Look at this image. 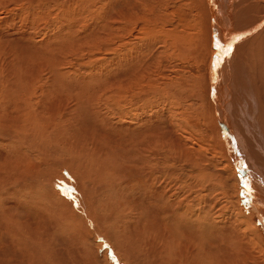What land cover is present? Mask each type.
Returning <instances> with one entry per match:
<instances>
[{
	"label": "bare ground",
	"instance_id": "bare-ground-1",
	"mask_svg": "<svg viewBox=\"0 0 264 264\" xmlns=\"http://www.w3.org/2000/svg\"><path fill=\"white\" fill-rule=\"evenodd\" d=\"M40 1L48 0H27V2L30 3V9H27L29 11L28 16L34 13V8L36 7L35 3L38 2L40 4ZM62 1L60 0L59 4L61 3L65 6L66 0ZM81 1L75 0L78 6H80V4L81 6L83 5V10H87V8L94 6V3L91 1L100 2V5L97 3V7L99 6L101 8L100 10H103V13L106 11V7L110 5V2H106L105 0ZM164 1L166 4L162 7L163 1L160 5L158 0H133L132 2L128 0V5L124 3L119 4V6L117 5L114 13L109 16V20H102L100 24H97V26L99 25L102 27L103 35L107 34L106 38L101 36L104 41L107 39L108 43L107 36L109 37L113 34V36L117 38H115L117 40L115 44L116 51L121 48L127 49L125 57L115 62L117 67L126 62V64L122 66H126V69L121 76L118 75L119 77H116L113 83L109 81V77L103 78V75H100L101 77L98 76L99 84L97 87H101L102 92L108 89L110 93H113V96H115V101L113 103V108L115 109L114 121L99 123V125L106 123L108 128L113 130L114 136L109 138V140H113V143L111 142L112 148L116 149L119 157H121L115 160L113 163L114 166L110 168H107L108 166H106V168L104 166H99L100 164L98 162L100 161H98L95 162L99 168L98 171L87 170L86 167H80L73 161V152L71 154L73 157L70 161H67L69 158V151L65 149L66 147L74 150L75 148L77 149V145H79L74 140L76 138L70 140L64 136V133L70 129L75 120V117H69L72 113L69 110L76 108L79 103L78 99L82 96V94L80 95V88L84 85L83 79L87 76L90 81H93V77L95 76L91 74L82 77L81 74L74 73L70 70L59 73V70L55 66L50 68L49 64H45L43 60L38 58L36 62H38L39 65L35 63L38 67L34 65L37 67L36 69L33 70L29 67L32 72L30 69L29 72L26 69L25 75L23 71L24 73L21 74L22 80H19L20 76L17 77V79L19 78L18 81L23 84V87H18L17 84L16 87L21 89L17 91L11 90L7 88L5 84L7 82L3 83V78L5 76L6 79L8 70L4 65L8 64L10 69V65L13 62L11 57L15 58V56H12V44L7 41L2 42L4 50L3 53L0 54V155L3 156L5 151L2 147L4 146V142H7L9 140L8 137L12 136L10 144H12V147L17 146L14 150L19 149L18 152L20 153V157L18 159H12V156H9L10 159L14 160L10 161L6 160L8 156L5 155L0 162V164H10L7 168H0V193L6 192L5 195H1L3 198H0V220L3 218L8 221H5L7 226L8 224L9 226L12 225L13 228L10 230L11 234L17 232V224L19 222L18 229L21 238L17 236L18 233L15 235L20 239H16L17 248L21 249L20 244L24 247L27 245V248H30L28 245L32 244V246H35L36 244L38 247H42L43 250L45 249L44 247H55V249H57L56 247L58 246H53L52 242H43V235L48 232V235L51 234L52 237L56 238V234L58 235L59 233L61 236L63 234L65 235V233H72L69 235L78 237L77 242L79 243L75 242L77 243V250H80L78 251L83 254L84 259L86 258L87 260L91 258L92 261L89 263L93 262V264H101V262H104L103 264H112V262L108 261L107 250L104 251L103 255H98V250H101V246L104 243L110 245L112 251L115 252L117 260L124 264H264V255L262 253L264 252V244L261 241V231L264 232V189H261V187L260 191L257 189V186L264 185V183H262V181H264V155L255 156L254 154L256 153L253 151V149H256L264 153V126L261 124L262 121L260 120L261 117H264V29L260 27L261 23L264 22V0H214V3H209V0H186L185 3H181V5H185L187 10L190 11V15L193 18V24H191L192 26L190 25L191 27H184V24L180 21V15L176 14V10H180V0ZM53 2L58 4L55 0H53ZM84 2H86V5H84ZM133 6L137 8L135 7V9H133ZM46 7H48V5ZM182 7L183 6H181V8ZM78 8L79 7H77V9ZM254 9L256 12L253 15L252 12ZM65 11L62 15H66L67 12ZM13 13L14 12L10 15L0 16V25L8 24L13 21L16 16V14L12 15ZM47 16L46 14L45 17ZM31 17H33V14ZM75 18L78 17L76 16ZM240 18L244 20L243 23L245 24H240ZM25 28H27V26H24L21 32H16V36L21 39V49L28 48H22V43H30L27 39L33 36L32 33ZM69 28L71 27L69 26ZM188 28L191 29L189 30ZM253 28H255V31H253ZM39 30L42 31L41 29ZM59 31L61 34L62 31ZM70 31L72 35L66 44L64 42L66 45L65 47L57 44L58 41L56 42L55 40V44L57 45L52 46L56 54H60L62 50L66 52V50L72 46L74 47L78 42L77 40L83 36V31L81 32V30L77 32ZM104 31L106 33H104ZM233 32H249L251 34L244 37L239 42L235 55L221 67L216 82L213 83L212 76L208 78V61L212 54L210 48L211 35L213 33L227 34ZM9 33H12L11 29H0V41L5 37V34ZM126 34L129 36L128 38L127 36L125 37ZM68 38L69 36L67 39ZM52 39H54V37ZM161 39L165 41L164 43L166 45L164 52H167L171 57L170 60H173V57H177L179 58L178 60L183 58V61L188 60L189 63L192 62V65H205L204 73L199 76L202 95L199 97L200 102L194 112L196 113L195 116L198 115V120L200 121L201 127L204 129V133H206L207 130L211 133L209 140L210 144L208 146L210 150H212V153L206 161L202 158V155L197 153L199 149L198 144L195 143V145L188 142L190 146L189 144H180V162H177L179 159L177 155L172 152L174 142L171 141L170 145L164 144V137L162 134H159L158 130V132L154 131L152 134L149 124L146 122L147 117L144 116L151 109V105L158 100H155V102L152 101L154 102L153 104L147 103V97L149 98V94H151L147 92L149 90H141V87L135 89L133 87L134 81L139 77L138 74L132 78L131 82H124L122 79L123 76H127L126 74L131 71L133 72L132 69L135 67L134 65H136L133 61L140 58L142 47L147 45V42H158V40L160 41ZM103 40L99 42L105 46ZM30 44L32 46V43ZM44 44H42V46ZM156 44L157 43H155L154 46H156ZM33 48L36 49L35 47ZM145 50L143 51L147 52ZM37 52L38 51L35 50L33 54L36 55ZM161 52L162 51H160V53ZM152 53L155 54L154 52ZM153 54L150 55L149 59H151ZM32 58L33 56L28 59L34 62ZM112 58L115 59V57ZM22 60L23 58H21V61ZM157 63L158 62H156V64ZM132 66L134 67L128 71L129 67ZM139 66L140 65H138V68ZM158 67H156V69H158ZM135 68H137V65ZM126 70L128 72H126ZM57 71L58 76L61 74L62 77L65 76L67 78L68 81L64 82H69L68 86L67 84L63 86L62 80L65 78L63 77L64 79L61 80L60 75L59 78H53L54 80L57 79V81H60V85L62 86L53 89L56 83H54L51 77L56 76ZM182 73L179 74L180 76H173L170 79L167 78L169 82H171L169 85H171L174 91L180 92L182 88L187 90L190 85L186 83L188 87H184L185 84L181 82L179 86V79H182L184 82H189V80L185 81V78H183L185 75H182ZM11 74L12 73L7 76H12ZM17 74H19V72H17ZM142 76L144 77V74ZM236 76L241 81V85H239V80ZM159 77H161V75H159ZM42 78L49 79L43 80ZM7 80L10 81L8 78ZM11 80H14V78ZM146 81L147 80H145V83ZM190 82H192V80ZM169 85L165 88L168 89ZM150 87L155 88L156 84H152ZM192 87L194 89L195 86L192 85L191 88ZM90 88L91 86L84 85L83 94H87ZM148 88L149 87H147V89ZM159 89L162 90L161 88ZM60 92L64 93V95H60ZM152 97L154 98V96ZM149 100L151 101V97ZM169 101H173V103L176 102L175 99H167V103ZM15 102L17 106L24 111L19 113ZM90 102V100H87V106ZM56 105H59V108H55ZM40 109L43 110L44 116L48 112H54V110H62V112L54 113L53 117L59 120L50 119L49 121H52L51 123L54 124L51 126L45 124L43 121H39ZM124 111L127 112L125 113ZM122 112L125 113V117L119 120L118 117L121 116ZM61 113L62 115H60ZM60 116L62 117L60 118ZM124 118H126L127 121ZM246 121H248V123ZM105 131L106 129L103 127L99 132L104 133ZM132 137L137 138V142L134 143L133 149L132 145L129 146L125 142L126 139ZM233 141L235 142V151H233L232 148ZM87 144V149L91 148L92 153H94L95 142L89 141ZM136 145H138V148ZM12 147L10 146L11 149ZM123 147L128 151L129 155H125ZM188 148L193 149V156L189 154V150L191 149ZM44 150H46V153L48 152L49 155V150L52 151L53 155L55 152L59 153L61 156V159H58L60 163L56 162V159H53V161L55 160L54 165H56V167L59 165L60 168H58L63 169L60 170L61 173L60 171L58 172V169L56 171L57 175H52L51 173L54 170L49 172L50 174L47 172L48 170H46L49 175H44V172L38 167L41 160L38 161L39 163H36L38 166L37 170H35L36 165L33 163V159L38 158L39 155L41 156L40 152L43 151V153H45ZM53 150L55 151L53 152ZM216 151L219 155H216ZM89 152L91 153V151ZM58 153L56 156H59ZM129 157L132 160H136V163H133L130 167L123 166V161ZM50 158L51 157H49V159ZM44 159L45 163H49L46 162L47 158ZM49 159L47 161L53 163V161ZM86 159H88V156ZM107 161H105V163H107ZM241 161L248 167L249 179L253 176L252 174L255 173L254 175L256 178L254 181H258H253V183L250 181L252 188L250 205H256V207L254 206L255 208H253L254 211L257 212L251 215H247L242 211L239 203L240 191L236 190L239 179L237 168L240 166ZM45 163H43V165ZM108 163L110 162L108 161ZM48 166L50 165L48 164ZM51 167L52 165L49 168L51 169ZM54 169L56 170V168ZM38 170H40V172H38ZM41 173L43 174L41 175L42 177L39 175ZM27 176H30V178H37L41 182V186L37 188L38 192H34V195H36L39 194L40 191L43 196L41 202L35 201L32 194H30V196L33 201L29 200L30 198L27 199L25 195V198L22 197L23 199H21L20 196L17 202L8 201L10 194H8L7 197L6 194L8 190L6 187H10L12 182L16 183L18 179H20V182H23L24 178ZM58 182H63L64 187L74 188L76 190L75 195L78 198L77 202L80 204L79 211L72 207L69 200L60 195V192L56 188ZM29 186L30 185H28V187ZM215 187H218L223 194L226 193V198L228 197L227 200L224 198L226 203L219 206L216 211L215 209L213 210V208L209 209L210 207H208L207 204L209 195L213 191L217 192V189H214ZM22 192L24 193V191L21 190V194L23 195ZM214 192L212 194H214ZM221 194L219 193V195ZM30 196L28 195V197ZM215 196H218L217 193L214 197ZM214 199L209 200L214 203ZM16 203H19L20 209ZM230 205H233V209L228 208ZM17 211H19V213ZM17 215H19V218L22 220L14 222L15 219H18ZM255 216L261 222L259 227L255 224ZM50 224L52 228L48 230L50 229L48 225L51 227ZM240 227H245L244 229H247L253 238L251 241H255L259 244L257 248L263 255V258L259 259L258 256H261L260 252L256 257L253 256L254 252L247 251L245 245L250 241V238H248L249 235H247L249 234L248 231L246 234V240H248L247 244L246 240L242 238L239 239L241 242L237 243H232L233 241L231 242L230 239L227 238L229 235L234 238L238 237L231 234V232H234L233 230L237 231ZM28 229L30 234L27 232ZM60 235L59 237H61ZM64 235L61 237L62 239H64ZM12 237L16 238L13 235ZM92 238L96 240L94 244H92L90 240ZM204 238L208 239V241L206 242ZM89 240L91 244H89ZM18 241L20 244H18ZM61 245L63 247L64 243ZM247 247L250 246L248 245ZM42 248H40L41 253ZM34 249L33 251L31 250L33 253H36V250L39 251L38 249ZM27 251L29 250L27 249ZM49 252L51 253V251ZM59 253L60 251H58V255ZM38 254L39 256L41 255L40 252ZM82 254L79 255L81 258ZM30 255L33 257L32 254ZM42 255H44V252ZM60 255L62 256V254ZM77 255L76 252L75 256ZM87 255L90 256L88 257ZM61 256H56L57 260ZM36 257H38V255ZM37 259L40 258H36V260ZM53 259L56 260L54 257ZM76 259L75 261L77 262ZM86 260L84 261L88 264ZM79 261L81 264L84 262L82 259ZM85 262L83 264H85ZM46 264H48V262Z\"/></svg>",
	"mask_w": 264,
	"mask_h": 264
},
{
	"label": "rangeland",
	"instance_id": "rangeland-1",
	"mask_svg": "<svg viewBox=\"0 0 264 264\" xmlns=\"http://www.w3.org/2000/svg\"><path fill=\"white\" fill-rule=\"evenodd\" d=\"M55 1H57L58 4L57 3L55 4V2H53V0L42 1V2H45V3H42L40 1V4L38 2H36L35 3L36 4V7H35L36 9L34 8L35 11H34V13H32L33 14V17H31L32 14H30L28 16V12L29 11L27 9H30V3L27 2V0H0V16L10 15L12 12H14L12 15H15L16 14L15 19L13 21L9 22L8 24H2V25H0V29H6L7 28V29H11L12 30V33L5 34V37L2 39V41H0V54H2L3 53V50H4V46H3V43L2 42L3 41H7V42H10L12 44V51L11 52L13 54L12 56L13 57L15 56V58H12L11 57V60H13L14 64H13V62L11 64L13 66H11L9 64L10 67H11L10 69L8 67V64L7 65L6 64L4 65V67L6 69H8L7 70V73L8 74L6 73V79H5V76H4L3 83L7 82L5 84L7 85V88H10L11 90L12 89L15 90V91L20 90L21 88H18V87H23L22 86L23 84L20 81H18L19 78L17 79V77L20 76V79L19 80H22L21 79V74L25 72L24 73V75H25L26 74V69H27L28 72H29V69H30L29 67H31V69H33V70L36 69L38 67L37 65H39V63L36 62V60L38 58L41 59V60H43L45 62V64H49V67L50 68H53L55 66L59 70V73L60 72H63V71H66V70H68V71L70 70V71H72L74 73L81 74L82 77H85L86 75H91V74H92V76L94 75L95 77H93V78H94L95 81L94 80L93 81H90V79L87 78V76H86V78L83 79V84L84 85L91 86V88L87 91V94H83L84 93V90H83L84 85L81 86L82 90L80 88V95L82 94V96L78 99V102L79 103H78V105H77L76 108H73V109H70L69 110V111L72 112L69 115V117L73 116V117H75V120L73 121L70 129L67 132L64 131L65 132L64 133V136L67 139H70V140H73L74 138H76V139H74L75 142L77 144L81 145V146L77 145V149L75 148L74 150L72 148L71 149H68V148L65 147V149H67L69 151L68 152L69 158H68L67 161H70L71 160V158L73 157V155H71V154L73 152L74 153L73 161L76 162L80 167H86L87 170L98 171L99 168L95 164V162H98V161H100V162H98L100 164L99 166H104L105 168H106V166H108L107 168L113 167L114 166L113 163L115 162V160H118V159L121 158V157H119L117 150L112 148L113 140H109V138H111V137L114 136V132H113V130L111 128H108V126L106 125V123H103L102 125H99V123H101V122H108V121L109 122H113L114 121V119H115V109L113 108V103L115 101V96H113V93H110V90H108V89L102 92L101 91V87H97V85L99 84V79L98 78L101 77L102 75H103V78L104 77H109V81H111V83H113L114 82V79L116 77L121 76V74L125 71L126 66H124V67H122V66L124 64H126V62L125 63H122L121 65H119L118 66L119 68H118L115 65V63H113V59L114 58H111V59L109 58V54H114L115 51H116V45L115 44H116V41H117L116 39L117 38H116V36L114 37L113 34H112V36H109V37L107 36L108 43H107V39L104 41L103 40V37L106 38V35L107 34L106 35H103L102 29H101L102 27H100L99 25L97 26V24H100L102 20H109V16L114 13L117 5L119 6V4H122V3H124L125 5H128L129 2H128V0H105L106 2H110V5L106 7L107 9L103 13V10H100L101 8L99 6L97 7V3H99V5H100V2L91 1V2L94 3L93 4L94 6H91L90 7L91 9L90 8H87V10L84 9L85 10L84 11L82 9V8H84L83 5L81 6V4L79 3L80 6H78L76 4L75 0H66V1L64 0L65 3H66V4H64L65 6H63L61 3H60L61 5L59 4L60 0H55ZM132 1L133 0H131V2ZM158 1L160 2V5H161V3L163 1L162 7L165 6L166 2L164 0H162V1L161 0H158ZM185 1L186 0H184V1L183 0H180V10L178 11V9H177L176 10V14L180 15V21H181V23L184 24V27L185 26L187 27V26H190L191 24H193V21H192L193 18L190 15V11L187 10L186 6L185 5H181V3H185ZM81 2H83V1H81ZM62 3H63V1H62ZM72 3H73V5H72ZM43 4H44L45 7L43 6ZM67 4H68L69 7L67 6ZM47 5H48V7H46ZM84 5H86V2H84ZM6 6H7V8H6ZM181 6H183L184 8L183 7L181 8ZM67 7H68V9H67ZM77 7H79L80 9L79 8L77 9ZM133 7H134L133 9H135L136 6H133ZM47 10L50 12V14H49V12ZM60 10H61V12H60ZM65 10H67V11H65ZM64 11L67 12L66 15H62V13H64ZM177 11H178V13H177ZM100 12H102V13H100ZM255 12L256 11L254 9V11L252 12L253 15L255 14ZM74 13H75V15H74ZM46 14L48 15L47 17H45ZM61 16H63V17H61ZM76 16L78 18H75ZM41 17H43V18H41ZM33 18H34V20H33ZM33 21H34V23H33ZM243 22H244V20L240 18V24L241 23H242V25L245 24ZM69 24H71L72 26L69 25ZM66 25H67V27H66ZM92 25H93V27H92ZM24 26H27V28H25V29L29 30L32 33V35H33V36H31V38H28L27 41H29L30 43H32V46L35 47L36 49H34L31 46L30 43H22V45H23L22 48H25V47H28V48L21 49V39H20V37H17L16 36V32L17 31L18 32H21V30H22V28H24ZM69 26L71 28H69ZM63 27H65V28H63ZM39 29H41L42 31H40ZM43 29H45V30H43ZM77 29L81 30V32L83 31L82 32L83 36L77 40L78 42L74 45V47L72 46L71 48H69L68 50H66V52L64 50H62V52H60V54H56L53 51V48H54L53 46L54 45L56 46L57 44H59L60 46L62 45V47H65L66 46L65 45L66 42L71 38V35H72V32L70 30L76 31ZM188 29L190 30L191 28H188ZM59 30L62 31L61 34L59 33L60 32ZM79 30H77V31H79ZM100 31H101V34H100ZM64 33H66V34H64ZM104 33H106V32L104 31ZM127 34L125 35V37L127 36ZM68 36H69V38L67 39ZM101 36H103V37H101ZM53 37H54V39H52ZM56 37H58V38H56ZM128 37L129 36H127V38ZM55 40H56V42L58 41L57 44H55L56 43ZM102 40H103V42H105V46L102 45V43L100 44V42ZM137 40H139V39H137ZM37 42L40 44V46H39V44ZM46 42H47V44H46ZM64 42H65V44H64ZM109 42H110V44H109ZM164 42H165L164 39H161L160 41L158 40V42L157 41H154V42H151V43L150 42H147V45H145V46L142 47L143 48L142 49V54L141 55L139 54L140 55L139 56L140 58L138 60L134 58L135 60L133 62H134V64L137 65V68H135L136 65H134L135 67L132 66V67H129V69H128V71H129L131 68L134 67L132 69L134 73L132 71L130 73H128V74L125 73L127 76H123L122 79H123L124 82H126V81L131 82L132 81V78L135 77L136 74H138L139 77H137L138 79L136 78V80L134 81L133 87L135 89L137 87H138L137 89H139L141 87V90L146 89V90H149L147 92H149L151 94H153V93L155 94V95L154 94L153 95L149 94L150 95L149 98L151 97V101L147 97V103L149 102V103L153 104L155 102V100L156 101L157 100L159 101L161 99L160 100L161 102L159 101V103H158V101H157V102L154 103L155 105L154 104L151 105L152 106L151 109L149 111L147 109L148 112L147 113L145 112L146 114L144 116L147 117L146 118V120H147L146 122L149 124V128H150V131H151L152 134H153L154 131H157L158 130L159 131V134H162V136L164 137V141H165V142H163L164 144L170 145V142L171 141L174 142V146H172V152L175 155H177V157L179 159V160H177V162H180V154H179L180 153V146L183 145V144L188 145L189 143H193V144L196 143V144H198L199 149L197 150V153H199L200 155H202V158H204L205 161H206V159L212 153L211 152L212 150H210V148L208 146L210 144L209 143V140H210L211 133L209 132V130H207V132L204 133V129L201 127L200 121L198 120V115H196L197 116L196 117L195 116L196 113L194 112L196 110L199 102H200L199 101V97H200V95H202V92H201L202 91L201 90V83H200L199 76H200V74L204 73V71H205V65H202V64H199L197 66L196 65H192V62L189 63L188 60L183 61V58H180V60H178L179 58H177V57L176 58L173 57V60H170L171 57L167 54V52H164L165 51L164 50L165 49V45H166ZM153 43L154 44L157 43L156 46H154ZM42 44H44V45L42 46ZM144 47H145L146 50L144 49ZM146 47H148V48H146ZM149 48H150V50H149ZM35 50L38 51L36 55L33 54V51H35ZM143 50H145L147 52H144ZM160 51H162V52L160 53ZM152 52H154L155 54H153ZM55 54H56V56H55ZM152 54H153V56H151V59H149L150 55H152ZM31 56H33L32 59H34V62L31 61V60H29L31 58ZM144 56H146V57H144ZM165 56H167V57H165ZM112 57H115V56L113 55ZM21 58H23L22 61H21ZM159 59H160V61L161 60L162 61L160 62ZM146 60H147V62H146ZM184 60H185V58H184ZM104 61H105V63H104ZM141 61H143V62H141ZM156 62H158V63L156 64ZM32 63H33V65H32ZM35 63L36 64L38 63V64L36 65ZM184 63H186V64H184ZM103 64L104 65L106 64V65L104 66ZM208 64H209V61H208ZM34 65H36L37 67L34 66ZM138 65H140L139 68H138ZM142 66H144V67H142ZM151 66H152V70H151ZM191 66H192V68H191ZM156 67H158V69H156ZM196 67H198V68H196ZM122 68H124V69H122ZM31 69H30V71L32 72ZM171 69H172V71H171ZM208 69H209V66H208ZM154 70L157 73H155ZM160 70H162V71H160ZM128 71L126 70V72H128ZM188 71H189V73H188ZM17 72H19V74H17ZM141 72L144 74V77L142 76L143 74ZM148 72H149V74H148ZM177 72H179V73H177ZM10 73H12L11 75L14 76V77L7 76ZM180 73H182V75H185L183 78H185V81L189 80V82H184L182 79L181 80L179 79V82H178L179 86H180L181 82L183 84H185L184 87L186 86V83H187V85H189V84L190 85H189V87L186 86V87H188L187 90H185V89L182 88V90H180V92H179V91H176V90L174 91V89L171 88V85H169V83L171 84V82H169V79L172 78L173 76H180L179 75ZM132 74H133V76H132ZM147 74H148V76H147ZM168 74H171V75H168ZM60 75L61 74H59V76ZM159 75H161V77H159ZM59 76H58V71H57V75L51 77L52 80L54 81V83H56V84H54L55 86L53 85L54 86L53 89H56L57 87L59 88V87L62 86V85H60L61 84L60 81H57V79L54 80V78H59ZM211 76L212 75H211V73L209 71L208 78H210ZM63 77H62V75L60 76L61 80L64 79V80H62L63 86H66V84L68 86V83L69 82H64V81H68L67 78L65 76H63ZM96 77H97V80H96ZM140 77H142V78H140ZM162 77L164 78V80H163ZM7 78L11 82L8 81ZM13 78H14V80H11ZM147 78H151V79H147ZM167 78H169V79H167ZM236 78L239 80V78L237 76H236ZM42 79L43 80H48L49 78L48 79L42 78ZM144 79L147 80L146 83H145V80ZM191 80H192V82H190ZM150 81H152V82H150ZM57 82L59 83V85H58ZM64 83H65V85H64ZM8 84H10V85H8ZM17 84H18V87H16ZM149 84H150V86H152V84H156V87L155 88L154 87H150ZM112 85H110V86H112ZM168 85H169V87H168V89H166ZM192 85L195 86L194 89H193V87L191 88ZM239 85H241V81L240 80H239ZM144 86L145 87L147 86L149 88L147 89V87L145 88ZM159 88H161L162 90H160ZM163 88L165 90V93H164ZM161 91H162V93H161ZM168 92H169V95H168ZM159 93H161V94H159ZM59 94L60 95H64V93H62V92H60ZM180 94H183V95H180ZM152 96H154V98ZM190 96L192 97V99H191ZM164 97H165V101H164ZM167 99L168 100H174L175 99L176 102L173 103V101H169L167 103ZM87 100H90L91 101L88 106H87ZM152 101H154V102H152ZM15 105H16V108H17V110H18L19 113L22 112V111H24L22 108H20V107L17 106V103L16 102H15ZM56 107L59 108V105H56L55 108ZM40 110H39V121H43L45 124H49L51 126L54 125V124L51 123L52 121H49L50 119L53 118L54 120H59L56 117H53L54 113L55 112H57V113L62 112V110L61 111L54 110V112L53 111L52 112H48L44 116L43 110H41V111ZM12 112H14V111H12ZM124 112L126 113L127 111H124ZM124 112H122L121 113V116L118 117L119 120H121L122 117H125V113ZM95 114H97V115H95ZM60 115H62V113ZM61 117L62 116H60V118ZM124 119L127 121L126 118H124ZM260 120L262 121L261 124L264 126V124H263L264 123V117H261ZM246 122L248 123V121H246ZM103 127H104V129H106V131L104 133L103 132H99L100 130L103 129ZM108 136H110V137H108ZM183 137H184V139H183ZM189 137H190V139H189ZM8 138H9L10 141L8 140L7 142H4V144H3L4 146H2L5 149L3 156L7 155L8 157L6 158V160L14 161L12 159H15V158L18 159L20 157V153L18 152L19 149L18 150L17 149L14 150L17 146L12 147V144H10L11 143V140H12V136H9ZM185 138H187V139H185ZM181 140H182V142H181ZM89 141L95 142V149L93 150L94 153H92L91 148H88L87 149V147H88L87 142H89ZM125 142L129 146L132 145V149H133L134 148V143L137 142V138L136 137H132V138L126 139ZM60 145L63 146L62 144H60ZM84 145H85V147H84ZM5 146H7V147H5ZM10 146L12 147V149L10 148ZM189 146H190V144H189ZM136 147L138 148V145H136ZM41 148H43V147H41ZM44 149H46V148H44ZM86 149H87V151H86ZM188 149H191V148H188ZM123 150L125 151V155H129L128 151L125 148ZM44 151L46 153V150H44ZM54 151L55 150H53V152ZM89 151H91V153ZM253 151L256 153V154H254L255 156H263L264 155L263 152L258 151L256 149H253ZM49 152H50V155L51 156L49 155L48 152H47L48 154L47 153L45 154L42 151V152H40L41 156L39 155V157H38L39 159L38 158L33 159V163L36 165L35 166V170H37V166H38L36 163L39 160H41L40 163L38 162L39 163V166L38 167H39L40 170H42L44 172L43 173L41 171L44 175H49L50 174L49 172H51L53 170L54 171L51 174L52 175H57L56 171L60 167H59V165H57V167H56V165H54V163H55L54 161L55 160L53 161V159H56V162L60 163V160H58V159H61V156L59 155L58 152L57 153H58V155L60 157L59 156H56V154H57L56 152L54 154L55 156L53 155L52 151L49 150ZM102 152H104V153H102ZM106 152H107V154H106ZM193 152H194L193 149L189 150V154L191 156H193ZM213 153H215V152H213ZM43 154L46 155V156H44ZM106 155H107V158H106ZM204 155H205V157H204ZM216 155H219L218 152L216 153ZM3 156L0 155V162L3 159ZM9 156L10 157L12 156L11 157L12 159H10ZM13 156H14V158H13ZM42 156L44 158H47L46 159V162H49V163H45V159ZM87 156H88V159H86ZM104 156H105V158H104ZM41 157L43 158V160H42ZM49 157H51V158L49 159ZM110 157H111L112 160L110 159ZM90 158H92V159H90ZM48 159L51 160V161H53V163L50 162V161H47ZM93 159H94V161H93ZM34 160H36V161H34ZM107 160L110 163H108ZM84 161H86V162H84ZM105 161H107V163H105ZM256 161H259V160H256ZM123 162H124L123 163V166L125 165L126 167H130V166L133 165V163H136V160H132L129 157L126 160H124ZM43 163L46 164V168H45V164L43 165ZM48 164L50 166L52 165L53 169H52V167L50 169L49 168L50 166H48ZM8 165H10V164H4V163L2 164L1 163L0 164V166H1L0 168H7V167H9ZM41 165H42V167H41ZM258 166H259V163H258ZM40 167L41 168H45V169H41ZM54 168H56V170ZM49 169H50V171H49ZM40 170H38V172H40ZM46 170H48L47 172L49 174L46 172ZM60 170H63V169L62 168L59 169L58 172ZM29 173H31V172H29ZM42 173L39 174V175L40 176L43 175ZM60 173H61V171H60ZM254 174H252L253 175L252 176L253 178L250 177V179H249L252 183H253L254 179L256 178V176ZM25 178H24L23 182H20V179H18V181L16 183L12 182V184H10V187H8V188L6 187V189L8 190L7 191L8 193L6 194L7 197H8V194H10L9 197H8V199H9L8 201H16L17 202V200H19L18 198L20 196H21V199L25 198V196H26L27 199L30 198L29 200H32L33 201V199L30 196V194H32V196L35 199V201L37 200V201H40L41 202V200H42L41 198L43 196L41 195L40 191H39V194L34 195L36 192H38L37 191V188L41 186V182L37 178H34V177H31L30 178V176H27ZM255 181L258 182L257 180H255ZM28 185H30L31 187L30 186L28 187ZM257 187H258L257 189L259 191L261 189H264V185L263 186H260L259 185ZM260 187H261V189H260ZM27 188H28V190H27ZM20 189L22 191H24V193L22 192L23 195L21 194V190ZM214 189H217L216 190L217 192H214L213 191L214 194H212L213 193L212 192L210 194L211 197L209 195L208 203L207 204H208V207H210L209 209L213 208V210L215 209V211H216L219 208V206H221V205H223V204L226 203V200H227L228 197L226 198L225 197V196H227L226 193L223 194L218 187H215ZM240 189L241 188H240V185L238 183V186H237V189L236 190L240 191ZM15 190H19L20 192L19 191H15ZM5 193H2L1 192L0 193V198H3L1 195H5ZM216 193H217V195L219 197L218 196H215L214 197V195H216ZM219 193L220 194L222 193L223 195L222 194L219 195ZM18 194H21V195H18ZM28 195L30 197H28ZM10 196H11V198H10ZM221 197L223 198V200H222ZM217 198H219L220 200L217 199ZM209 199H211V200L214 199V203H213V201H210ZM239 201H240L239 202L240 203V207L242 208V211L245 214L251 215V214L257 213V212L254 211V208L256 207V205H250V204L247 205V206L244 205L241 202L240 196H239ZM219 203H220V205H219ZM16 204L18 205V207L20 209L19 203H16ZM232 206L233 205H230V207H228V208L233 209ZM46 211H48V210H46ZM17 212L19 213V211H17ZM19 217L20 216L17 215V218L18 219H15L14 222H18V221L22 220ZM255 218H256V216H255ZM2 219L0 220V238L2 237L0 239V246H1L0 247V263L1 264H4V263H6V264H33V263L34 264H41V263L43 264L44 263V264H46L47 262H48V264H56V263L57 264H81V263H79L80 262L79 260H81V259L83 261L86 260V258L84 259L83 254L79 252L80 250L79 249H78L79 251L77 250L76 244L79 243V242H77V238L78 237L73 236V235H69V234H72V233H69L68 234V233H65V232H64L65 235L63 233H61V234L64 235V239L61 238V237H63V235L61 236L60 233L58 235L56 234V238L55 237H52L51 234L48 235L49 234L48 232H47V234L43 235V237H44L42 239L43 242L44 241H45V243L46 242L47 243L48 242H50V243L52 242L53 246H55V245L58 246V247H56L57 249H55V247H49V248L48 247H44L45 249L43 250L42 247H38V245H36V244H35V246L33 245L34 247L32 246V244L31 245H28V247L30 246V248H33V249L35 248V249H38L39 250V251L36 250V253H33L32 252L33 249L27 248V245L25 247L23 245L21 246V244L18 241V244H20V247L22 249V251H21V249L17 248L18 245L16 244L17 243L16 241L17 240H20L18 237L21 238V235H20L19 229H18L19 222L17 224V232L15 234H11L10 233L11 232L10 230L13 228L12 225L9 226V224H8V226H7L6 223H5V221H7V220L3 219V221H2ZM255 224L258 227L261 224V222H260V220L258 218L255 219ZM52 225H53V223H52ZM52 225H51V227L48 225V227L50 228L48 230H51ZM7 227H10V228H7ZM244 228L243 227H240L237 231L236 230H233L234 232H231V234H234V235H236L238 237H235L234 238V237H232V236L229 235V236H227V238L230 239L231 242L233 241L232 243H237V242H241L239 240L241 238L246 240L247 239L246 238L247 235H249L248 238H250L249 240L251 241V239H253L252 236H251V234L249 233V231L247 229H244ZM247 231H248L249 234H247ZM27 232H28V234H30L29 229H28ZM243 232H244V234H243ZM9 233H10V235H9ZM17 233H18V235H17ZM12 235L14 237H16L15 235H17L18 237L13 238ZM59 235L61 237H59ZM243 235H244V237H243ZM66 238H68V239H66ZM233 239H235V240H233ZM261 239H262L261 240L262 243L264 244V232L263 231H261ZM62 240H64V241H62ZM90 240H91L92 244H94L96 242V240H94V238H92ZM90 240L88 241L89 244H91ZM93 240H94V242H93ZM204 240L206 242L208 241V239H206V238H204ZM250 241L248 242V240H246V244H247V242H248V244L245 245V243H244V245L247 248V251L254 252L253 253L254 254L253 256H256L257 257L259 255V252H260L258 250V248H257L259 246V244L256 243L255 241L254 242L253 241L250 242ZM56 242H57L58 245L56 244ZM75 242H77V243H75ZM5 243H7V244H5ZM63 243H64V246L62 247L61 244H63ZM250 243H252L253 245L250 244ZM248 245L250 247H247ZM255 246H256V248H255ZM40 248H42V253L40 251L41 250ZM102 248H103V245L101 246V249ZM263 248H264V246H263ZM27 249L29 251H27ZM110 249L112 250L111 247H110ZM49 251H51V253ZM58 251H60L59 255H58ZM64 251H66V252H64ZM99 251L100 250H98V255L100 254ZM37 252L38 253L40 252V254H41L40 256L42 258L39 256V254ZM43 252H44V255H42ZM76 252L78 254L77 256H75L76 255ZM262 253L264 255V252H262ZM30 254H32L33 257H31ZM60 254H62V256ZM81 254H82V258L79 256ZM260 254H261V252H260ZM25 255H27V256H25ZM37 255H38V257H36ZM263 255L262 254H261V256L259 255L258 256L259 259L260 258H263L262 257ZM56 256L57 257L58 256H61V257L57 260V257ZM87 256L89 257L90 255H87ZM99 256H101V255H99ZM53 257L56 260H54ZM76 257H77V259H76ZM23 258H24V260H23ZM36 258H40V259H37L36 260ZM71 258H75L77 260V262L75 261V259H71ZM78 258H79V260H78ZM107 258H108V251H107ZM63 261H64V263H63ZM86 261L88 262V264H93V262L92 263H89L90 261H92L91 258L87 259ZM108 261L109 262H112L109 259H108ZM84 262H82V264ZM98 263H100V262H98ZM103 263L104 262H101V264H103ZM85 264H87V263L85 262ZM119 264H124V263L123 262H119Z\"/></svg>",
	"mask_w": 264,
	"mask_h": 264
},
{
	"label": "snow or ice",
	"instance_id": "snow-or-ice-1",
	"mask_svg": "<svg viewBox=\"0 0 264 264\" xmlns=\"http://www.w3.org/2000/svg\"><path fill=\"white\" fill-rule=\"evenodd\" d=\"M209 3H214V0H209ZM260 27L264 29V22L261 23ZM255 31V28H253ZM251 33L243 32V33H227V34H217L213 33L210 38V48L212 50V54L209 60V71L212 75V82L215 83L218 77L219 71L221 67L226 64L234 55L236 48L239 42L244 38L249 36ZM127 53V49L121 48L116 51L114 54H109V58L115 56L113 59V63L116 60L123 59L125 54ZM227 135V134H226ZM233 151H235V142H232ZM238 174V183L240 185V199L244 205H249L251 203L252 196V188L251 182L249 180V172L248 167L242 161L240 162V166L237 168ZM264 183V181H262ZM57 190L60 192V195L65 197L70 201L72 207L76 208L77 211L80 209V204L77 202L78 198L75 195L74 188H67L63 186V182H58L56 184ZM90 224V222H89ZM108 251V259L112 261V264H119V261L116 258L115 252L110 249V246L107 243L103 244V248L100 250V255H103L104 251Z\"/></svg>",
	"mask_w": 264,
	"mask_h": 264
}]
</instances>
